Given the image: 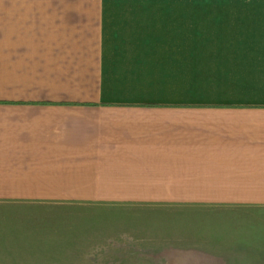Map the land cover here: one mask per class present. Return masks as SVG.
<instances>
[{
	"label": "crops",
	"instance_id": "crops-1",
	"mask_svg": "<svg viewBox=\"0 0 264 264\" xmlns=\"http://www.w3.org/2000/svg\"><path fill=\"white\" fill-rule=\"evenodd\" d=\"M31 1L0 9L1 209L264 215V9ZM16 241L0 257L46 264Z\"/></svg>",
	"mask_w": 264,
	"mask_h": 264
},
{
	"label": "rangeland",
	"instance_id": "rangeland-1",
	"mask_svg": "<svg viewBox=\"0 0 264 264\" xmlns=\"http://www.w3.org/2000/svg\"><path fill=\"white\" fill-rule=\"evenodd\" d=\"M193 3L196 9H264V0ZM7 4L23 9L46 1L0 0V9ZM5 218L33 221L19 226L28 235H8L0 225V252L13 249L10 240L17 239L18 249L46 250V257L34 259L40 263L264 264V215L139 206L0 208V221ZM12 261L0 257V264Z\"/></svg>",
	"mask_w": 264,
	"mask_h": 264
}]
</instances>
